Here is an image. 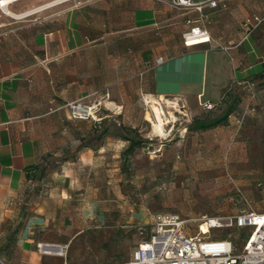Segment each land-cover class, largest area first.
I'll return each mask as SVG.
<instances>
[{
    "label": "crops",
    "instance_id": "crops-1",
    "mask_svg": "<svg viewBox=\"0 0 264 264\" xmlns=\"http://www.w3.org/2000/svg\"><path fill=\"white\" fill-rule=\"evenodd\" d=\"M3 1L0 264H114L120 228L141 218L117 184L118 119L141 92L182 97L196 108L264 79V0L206 9L210 41L189 46L181 32L195 13L159 0ZM160 56V65L139 75ZM77 100L109 111L73 118L67 104ZM251 106L242 117L232 105L224 121L194 127L175 144L264 145V105ZM212 119L197 116L193 124ZM36 172L41 191L29 208L26 190ZM150 232L131 239L124 264ZM38 243L67 245V255L40 252Z\"/></svg>",
    "mask_w": 264,
    "mask_h": 264
},
{
    "label": "rangeland",
    "instance_id": "rangeland-1",
    "mask_svg": "<svg viewBox=\"0 0 264 264\" xmlns=\"http://www.w3.org/2000/svg\"><path fill=\"white\" fill-rule=\"evenodd\" d=\"M260 49L264 52V42L260 43ZM252 94L254 98H251ZM154 98L161 103L171 100L179 104L177 107L174 103L172 108L166 103L165 111L167 114L171 111L175 120L164 125L165 134L151 131L147 117H152V103L144 104L140 94L137 103H132L126 115L118 119L119 126L116 125V131L119 128L123 137L119 162L121 177L117 184L133 203L132 210L141 218L134 217V224L120 228L123 244L120 257H116L114 264H124L126 252L134 246L128 247L132 238L141 240L148 236L152 229L151 219L156 212L179 214L185 219L186 230L193 233L195 223L202 216L234 213L249 205L254 209L264 207V145L175 144L183 135H190L194 128L193 119L197 116L212 119L232 105L243 115L251 103L264 105V79L255 81L249 91L241 87L231 88L223 98L211 103V108L201 104L192 107L177 96L159 98L155 95ZM108 111L99 104L97 113ZM125 137L138 142L132 154L123 152L128 145ZM40 191L36 172L27 186V207L34 206ZM145 220L149 223H144ZM236 242H240L239 239ZM106 248L108 250V246Z\"/></svg>",
    "mask_w": 264,
    "mask_h": 264
},
{
    "label": "built area",
    "instance_id": "built-area-1",
    "mask_svg": "<svg viewBox=\"0 0 264 264\" xmlns=\"http://www.w3.org/2000/svg\"><path fill=\"white\" fill-rule=\"evenodd\" d=\"M159 1L184 13H195V16L186 19V27L181 32L183 43L189 46L210 41L206 9L226 8L228 0ZM3 5L4 1L0 0V6ZM256 22L259 20L256 19ZM162 62L163 57H157L154 62L147 63L139 75ZM149 96L155 94L140 93L144 104L150 103ZM99 104L98 101L85 104L77 100L69 102L67 108L73 118L94 119ZM162 105L165 109L166 104ZM203 106L212 107L211 103H204ZM254 111L249 104L242 117ZM151 225L149 237L137 244L131 260L126 264H264V211L255 210L250 205L234 213L202 216L195 223L193 233L186 230L185 219L174 212L154 213ZM236 239L240 242L237 243ZM37 247L40 252L63 257L68 249L67 245L54 243H38Z\"/></svg>",
    "mask_w": 264,
    "mask_h": 264
},
{
    "label": "bare ground",
    "instance_id": "bare-ground-1",
    "mask_svg": "<svg viewBox=\"0 0 264 264\" xmlns=\"http://www.w3.org/2000/svg\"><path fill=\"white\" fill-rule=\"evenodd\" d=\"M6 1V0H5ZM161 97V96H160ZM149 102H151V116H148L147 119H149L151 123V131L156 134H162L164 133V125L167 124L169 121L175 120V116L171 111L167 112L164 109V106L162 105L161 102L157 101L154 96H149ZM154 103H159L160 105H155ZM164 103V102H163ZM166 103H169V105H172V108H174V103L177 104L178 107V102L175 101H166ZM165 103V104H166ZM170 118V119H169ZM165 134V133H164Z\"/></svg>",
    "mask_w": 264,
    "mask_h": 264
},
{
    "label": "trees",
    "instance_id": "trees-1",
    "mask_svg": "<svg viewBox=\"0 0 264 264\" xmlns=\"http://www.w3.org/2000/svg\"><path fill=\"white\" fill-rule=\"evenodd\" d=\"M232 110V106H230L228 108V110L226 112H224V114L220 117H217L215 119H212V120H209V121H199V122H194L195 125L194 127L195 128H206V127H210V126H213V125H216V124H219L221 123L222 121H224L226 119V116L227 114ZM126 140H128V145L127 147L124 149V153L125 154H132L135 150V148L138 146V142L133 140L132 138L130 137H125Z\"/></svg>",
    "mask_w": 264,
    "mask_h": 264
}]
</instances>
